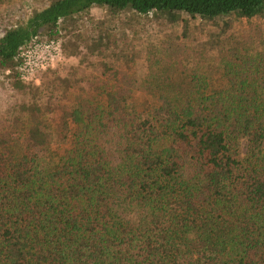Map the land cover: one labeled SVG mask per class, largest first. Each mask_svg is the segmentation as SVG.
Instances as JSON below:
<instances>
[{
    "label": "trees",
    "instance_id": "obj_1",
    "mask_svg": "<svg viewBox=\"0 0 264 264\" xmlns=\"http://www.w3.org/2000/svg\"><path fill=\"white\" fill-rule=\"evenodd\" d=\"M41 2L0 19L12 24L0 75L21 96L0 132V264H264V36L252 24L264 0ZM94 4L112 16L235 14L251 28L214 58L152 47L140 79L101 22L83 35ZM50 39L78 63L22 81L21 51ZM213 62L218 77L200 71Z\"/></svg>",
    "mask_w": 264,
    "mask_h": 264
},
{
    "label": "rangeland",
    "instance_id": "obj_2",
    "mask_svg": "<svg viewBox=\"0 0 264 264\" xmlns=\"http://www.w3.org/2000/svg\"><path fill=\"white\" fill-rule=\"evenodd\" d=\"M44 5L45 3L41 0H0V19L2 22L14 23L19 19H26L34 9L42 8ZM125 13L112 16L105 6L94 4L84 11L80 27L85 37L97 35L99 32L97 23L101 22V27L110 31L115 41L124 43L119 62L121 66L136 73L140 79L144 76L146 59L152 47L174 45L179 51L186 52L190 46H199L207 50L208 55L214 58L219 53L218 43L228 45L234 41H241L251 28L245 18L235 14L212 19L185 13H179L176 18L160 14ZM252 24L254 28H260L264 36V19H254ZM10 27L12 24L10 26L0 24V36ZM64 55L65 61L41 73L36 82L29 83L39 84L41 77L49 70L57 69L59 73L64 74L71 65L78 63L76 56H68L65 53ZM212 61L210 60L209 63ZM206 65L201 66L200 71L211 72L214 77L219 76L217 64L213 62L208 65L210 67ZM187 66L192 67L193 62L188 63ZM146 90L143 83L141 90L129 103V111L136 113L141 110V105L146 104ZM20 101L21 96L16 94L9 86L8 80L0 75V132H10L13 120L10 109L13 104ZM13 135L14 137L20 136L18 133H13ZM242 145L244 148L245 141Z\"/></svg>",
    "mask_w": 264,
    "mask_h": 264
},
{
    "label": "built area",
    "instance_id": "obj_3",
    "mask_svg": "<svg viewBox=\"0 0 264 264\" xmlns=\"http://www.w3.org/2000/svg\"><path fill=\"white\" fill-rule=\"evenodd\" d=\"M19 75L24 82H36L41 73L66 60L60 41H33L20 53Z\"/></svg>",
    "mask_w": 264,
    "mask_h": 264
}]
</instances>
